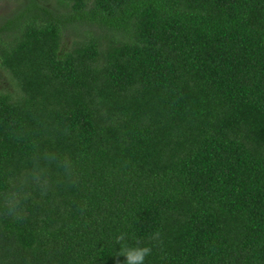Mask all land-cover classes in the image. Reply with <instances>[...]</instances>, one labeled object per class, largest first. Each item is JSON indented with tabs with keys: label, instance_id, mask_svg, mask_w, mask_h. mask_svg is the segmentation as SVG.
Returning a JSON list of instances; mask_svg holds the SVG:
<instances>
[{
	"label": "trees",
	"instance_id": "trees-1",
	"mask_svg": "<svg viewBox=\"0 0 264 264\" xmlns=\"http://www.w3.org/2000/svg\"><path fill=\"white\" fill-rule=\"evenodd\" d=\"M44 2L0 35V264H264V0Z\"/></svg>",
	"mask_w": 264,
	"mask_h": 264
},
{
	"label": "rangeland",
	"instance_id": "rangeland-1",
	"mask_svg": "<svg viewBox=\"0 0 264 264\" xmlns=\"http://www.w3.org/2000/svg\"><path fill=\"white\" fill-rule=\"evenodd\" d=\"M41 5H46L44 0H37ZM50 2L52 0H49ZM30 0H0V35L1 31L5 36L6 32L3 31V27L9 17H11L16 11H18L23 5L28 6ZM85 36L82 35L81 39ZM76 40L74 33L70 32L66 37V47H71L73 42ZM12 79L8 71H6L0 62V89H7L13 91Z\"/></svg>",
	"mask_w": 264,
	"mask_h": 264
},
{
	"label": "clouds",
	"instance_id": "clouds-1",
	"mask_svg": "<svg viewBox=\"0 0 264 264\" xmlns=\"http://www.w3.org/2000/svg\"><path fill=\"white\" fill-rule=\"evenodd\" d=\"M115 242L119 245L118 256L124 258L123 264H145L146 257L151 254V248L142 247L139 242L135 245L128 244L123 233L115 238Z\"/></svg>",
	"mask_w": 264,
	"mask_h": 264
}]
</instances>
